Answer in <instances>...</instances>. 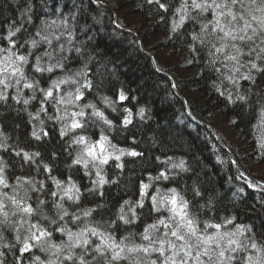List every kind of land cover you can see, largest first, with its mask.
Returning a JSON list of instances; mask_svg holds the SVG:
<instances>
[{"label": "trees", "instance_id": "1", "mask_svg": "<svg viewBox=\"0 0 264 264\" xmlns=\"http://www.w3.org/2000/svg\"><path fill=\"white\" fill-rule=\"evenodd\" d=\"M162 2L168 5L167 12L159 10L156 4H149L148 0H117V7L112 10L94 4L92 0H0V36L7 34L9 26L23 24L22 32L15 38L18 45L34 35L43 26L42 21L68 19L74 32V46L80 47L81 52H55L52 62L61 55L67 57L62 61L64 69L53 73H34L30 65L35 62V55H41L44 50L52 51L48 45H43L34 50L25 71L45 89L52 80L85 72L86 77H76L80 83L85 78L92 82L91 88L84 89L83 103L95 104L112 121L109 127L90 117L91 109H85V127L61 137L59 131L64 121L49 120L48 116L62 114L66 106H57L50 101L44 104L47 114L40 113L43 128L49 135L37 141L31 132L33 126H40L39 120H31L28 113L35 115L39 111L42 102L40 91L37 90V98L31 100L25 111L22 103L11 99L16 94V88L6 90L9 98L6 102H0V132L3 133L0 139L6 137L5 143L9 147L7 151L0 149V158L8 165L6 175L9 187L0 188V193L13 195L12 186L17 184V177L31 179L37 187L40 181H44L43 191L29 192V203L35 208L38 200L43 199L45 204L36 214L22 220L19 213L12 215L13 206L4 197L5 210L9 212L11 223L0 224V261L3 264H47L50 259H57V264H73L71 260H64L63 256L57 258L50 251H42L40 246L22 253V242L28 235L29 224H39L51 232V242L55 244L67 241L66 235L56 231L64 225L72 231L85 226L95 227L118 240L127 237L130 243H146L139 235L144 227L169 215L164 210L159 213L152 211L150 197L144 199L143 208L136 209L139 218L133 224L117 222L113 225L111 222L116 219L124 200L135 203L140 199V183H150L149 177L158 176L161 171H165L169 179L152 181L150 193L155 194L156 189L165 193L175 188L189 202L190 211L201 221V227L204 221L223 223L225 218L235 217L233 224L225 225L224 230H234L235 225L247 226L251 232L245 235L264 245V189L249 187L248 181L240 177L243 172L264 184V177L250 173L253 168H264V149L259 147L264 127H260L261 104L257 95L264 92V76H257L254 86L240 81L242 93L252 88L248 93V104L229 103L228 94L232 93L235 97L236 93L233 85L224 79L227 70L219 62L214 66L210 64L207 47L196 44L199 51L189 49L192 31L198 32L200 23L211 20V12L205 13L198 21L187 22L186 27L173 33L171 21L181 0ZM29 6L32 8L31 23L24 14ZM131 25L147 28L141 36H137L139 43L127 30ZM54 44L59 47L56 41ZM0 47L7 48L8 42L0 40ZM71 47L66 45V48ZM19 51L27 54L26 47ZM215 67H221V72H216ZM75 87L62 85V92L58 95L74 92ZM121 92L126 96L123 101L119 99ZM31 95L30 90L24 89V98ZM125 109L132 113V123L127 126L122 124L128 114ZM140 109H144L143 118L139 115ZM67 110L79 111V108L67 106ZM216 118L229 130L231 142L220 138L222 145L217 144L205 127L207 125L216 132L213 128ZM81 134L92 141L98 140L101 134L106 135L116 149L134 150L141 155L122 157L120 162L124 164L123 169L116 168L118 162L110 160L108 165L103 166L104 174L115 183L90 192L88 189L93 187L91 180L96 179L95 169L90 166L91 175L87 176L83 166L72 165V160L78 154V146L71 141ZM19 149L30 153L40 152L41 155L32 163L25 162L14 154ZM231 158L237 166L231 162ZM180 161L184 162V170L172 167L173 163ZM45 163L49 165L50 173L42 171ZM50 176L64 181L71 178L81 190V199L72 203L66 199L60 201L59 193L52 196L51 193L57 189ZM197 192L200 195H196ZM57 202H62L69 211L70 215L64 220L58 219ZM86 209H94L87 218L81 215ZM72 215L81 219L73 222ZM52 220H56V223L53 224ZM21 223L23 227L18 233L16 226ZM209 233H212V229ZM18 234L21 238L19 242ZM91 240L93 243L86 253L79 248L74 252L76 255L84 254L89 264H104V259L99 256L93 259L91 249L99 240L97 237H91ZM249 254L255 253L249 250L236 254L238 259L234 264H239V258ZM106 255L110 259V253ZM36 257H39V261ZM152 258L156 259L157 254H153ZM76 264L79 262L76 261ZM115 264H130V261L121 260Z\"/></svg>", "mask_w": 264, "mask_h": 264}, {"label": "snow or ice", "instance_id": "2", "mask_svg": "<svg viewBox=\"0 0 264 264\" xmlns=\"http://www.w3.org/2000/svg\"><path fill=\"white\" fill-rule=\"evenodd\" d=\"M228 2L229 0H181L179 7L173 13L171 31L173 33L178 32L187 26V22L198 21L205 13L211 12L212 19L200 23L198 32L192 31V43L189 44V49L193 52L199 51L196 44L208 48V55L211 57L210 64L214 66L219 62L222 68L227 70L224 79L232 84L235 89V97L232 93H229L227 96L228 102H239L243 106L249 103L248 93L252 91V88L249 87L246 92L242 93L240 81L254 86L257 76H264V17L257 19L253 15L251 21L245 20L243 16L237 19L234 10L228 8ZM148 3L158 5L159 10L164 12L169 10L168 5L162 0H148ZM232 3L235 4L236 0H232ZM31 12L32 8L29 6L24 13L28 16V23L32 22ZM41 23L43 26L19 45L15 38L22 32L23 24L9 26L7 34L0 36V40L8 42L7 48L0 47V102L8 100L9 94L6 90L9 87H14L16 88V94L11 99L16 103H22L26 111L31 100L37 98V90L40 91L42 102L39 111L35 115L31 112L28 113L31 120H39L40 126H33L31 132V136L37 141L49 135L43 128L44 121L40 120V113L47 114L44 104L50 101H54L57 106H66L62 114L55 117L48 116L49 120L64 121L63 127L59 131L61 137H67L69 133L85 127V109H91L90 117H94L111 127L112 121L95 104L83 103L84 89L91 88L92 82L85 78L84 82L80 83L76 77H86L85 72H76L74 75H66L57 80H52L46 89L40 87L38 80H34L27 75L25 66L29 65L34 50L43 45H48L52 51L44 50L41 55H35V62L30 65L34 73L44 74L53 73L58 69L63 70L65 65L62 61L66 60L67 57L61 55L60 58L55 59V62H52L55 58V52L61 54L64 51L81 52L80 47L74 46V32L67 18L50 22L42 21ZM57 32H59L58 35ZM61 40H63L62 43H60ZM257 40H259V43H257ZM54 41L59 43L58 48ZM66 45H72V47L66 48ZM25 47L27 48V54H21L19 49ZM45 58L47 59L45 60ZM214 70L220 73L221 67H215ZM68 84L76 85L74 92L68 91L66 95H58L62 92L61 86ZM24 89L30 90L32 95L24 98ZM217 91H220L219 86H217ZM220 94L224 95L223 92H220ZM257 95L260 97L259 102L261 104L259 111L260 127H264V92H258ZM119 99L121 101L126 99L123 92L120 93ZM107 102V99H105L106 104ZM67 106L79 108V111L69 112ZM60 111V108L57 107V112L60 113ZM125 112L128 114L123 118L122 124L127 126L132 123V113L128 109H125ZM139 115L143 118L144 109H140ZM232 123H235V121ZM0 137H3L2 132H0ZM6 139V137L0 139V149L5 151L9 147L5 143ZM71 143L78 146V154L72 160V165L83 166L87 176L91 175L90 166L91 169H95L96 179L91 180L93 187L88 189L90 192H94L106 184L115 183V181L107 179L104 174L103 166L108 165L110 160L117 161L115 167L123 169L124 164L120 162L122 157L125 155L131 157L141 155V153L134 150L125 151L120 149L119 154H116L115 151L110 152L109 147L115 150V145H111L108 137L103 134L95 141L82 134L76 135ZM259 147L264 149V135L261 137ZM14 154L29 163L34 162L41 155L40 152L30 153L23 149L16 150ZM7 167V163L0 158V188L4 189L9 187L6 175ZM172 167L184 170V162L173 163ZM42 171L45 173L51 172L47 163L43 164ZM240 177L247 180L243 172ZM49 178L57 189L56 192L51 193L52 196L55 197L59 193L60 201L66 199L72 203H76L81 199V190L71 178L67 181L57 179L54 176ZM161 179H169L165 171H161L158 176H150V183L141 182L139 185L140 199L135 203L124 200L119 207L116 219L111 222L113 225L117 222L124 225L133 224L139 218L136 209L143 208L144 199L150 197L152 211L159 213L164 210L169 215L166 218H159L154 223L144 227L143 232L139 235L141 240L146 243H130L127 237L118 240L112 234H106L95 227L85 226L78 231H72L67 225H64L57 228L56 231L66 235L67 241L55 244L51 242V232L39 224H29L28 235L23 239L21 252L40 246L42 251H50L52 256L57 258L63 256L64 260H71L73 264H76V261L79 264H89L85 255H76L74 249L79 248L86 253L93 243L91 237H97L99 243L91 249L94 253L93 259L99 256L104 259V264H115V262L121 260H129L130 264H234L238 259L236 254L248 252L249 250L255 254L240 257L239 264H264V245L259 244L255 238L245 235L247 232H251V228L244 225H235L234 230H224L225 225L233 224L235 217L225 218L223 223L204 221L201 227V221L190 211L189 202L175 188H170L165 193H162L160 189H156L155 194L149 192L151 182ZM16 180L17 184L12 186L13 195L0 193V217H3L0 224L11 223L9 212L5 210L4 197L13 206L12 215L19 213L22 220L24 217H31L36 214L41 206L45 204L43 199L38 200L35 208L29 203L31 199L29 192L43 191L44 181H40L37 187L36 182L31 179L17 177ZM248 186L264 189V185L254 181H248ZM239 191H243V189ZM196 195H200V193L197 192ZM125 206H127V209ZM55 208L59 220H64L65 217L70 215L62 202L55 203ZM93 211L94 209H86L82 212V216L85 218L90 217ZM43 218L47 219V217ZM80 219V216H71L73 222ZM23 222L27 223L26 220ZM52 223L55 224L56 220H52ZM16 227L19 233L23 223L18 224ZM210 229L215 231L209 233ZM20 239L18 234L17 241L19 242ZM65 250H67L66 254ZM109 253L110 259L106 255ZM153 254H157L156 259L152 258ZM35 259L39 261V257ZM0 264H3V262L0 261ZM40 264H43V262H40ZM47 264H57V259H50Z\"/></svg>", "mask_w": 264, "mask_h": 264}, {"label": "clouds", "instance_id": "3", "mask_svg": "<svg viewBox=\"0 0 264 264\" xmlns=\"http://www.w3.org/2000/svg\"><path fill=\"white\" fill-rule=\"evenodd\" d=\"M228 8L234 10L237 19L243 16L245 20L251 21L253 15L257 19L264 17V10H262L264 9V0H236L235 4L232 3V0H229Z\"/></svg>", "mask_w": 264, "mask_h": 264}, {"label": "rangeland", "instance_id": "4", "mask_svg": "<svg viewBox=\"0 0 264 264\" xmlns=\"http://www.w3.org/2000/svg\"><path fill=\"white\" fill-rule=\"evenodd\" d=\"M104 2V1H103ZM113 4L112 5H109V7L111 9H115L117 7V0H112ZM105 3H106V0H105ZM107 4V3H106ZM137 25H131L130 28H133L135 30H139L141 33L144 32V30L146 28H139L138 26V29H136ZM153 54V53H151ZM213 128L215 129L216 132H214L212 129L211 132L213 133V135L218 139V140H226L227 142H231L232 140V135H230L229 133V130L227 129V127L224 125V123L219 120L218 118H216L215 120H213ZM221 138V139H220ZM119 150L120 149H112L111 147H109V151H115L116 154H119ZM250 173L251 174H257L258 177H264V168H253L250 170ZM251 177V176H250ZM253 178V176L251 177ZM255 181L259 182V183H262L260 182L259 180H256L255 178H253ZM263 184V183H262ZM264 185V184H263ZM215 230L212 229V232H214Z\"/></svg>", "mask_w": 264, "mask_h": 264}, {"label": "water", "instance_id": "5", "mask_svg": "<svg viewBox=\"0 0 264 264\" xmlns=\"http://www.w3.org/2000/svg\"><path fill=\"white\" fill-rule=\"evenodd\" d=\"M92 2L94 3V4H97V5H100V6H103V7H105V8H108V9H110V10H112L110 7H109V5L108 4H106L105 2H101V1H94V0H92ZM130 33H134L131 29H129L128 30ZM133 36L136 38V41L139 43V40H138V38H137V36L135 35V34H133ZM152 63H153V61H152ZM184 105H185V108H186V104H185V102H184ZM186 113H187V115L189 116V112H188V110L186 109ZM205 125V124H204ZM205 127L209 130V132H210V134L213 136V138H214V140L216 141V143L217 144H220V145H222L221 143H220V141L212 134V132L210 131V129H209V127L207 126V125H205ZM223 149L228 153V151L226 150V148H224V146H223ZM232 162V161H231ZM233 164H235L236 166H237V164L235 163V162H232ZM245 177H247V180H249V181H254V182H257V181H255L253 178H251V177H249V176H247V175H245ZM258 183V182H257ZM262 185V184H261Z\"/></svg>", "mask_w": 264, "mask_h": 264}, {"label": "bare ground", "instance_id": "6", "mask_svg": "<svg viewBox=\"0 0 264 264\" xmlns=\"http://www.w3.org/2000/svg\"><path fill=\"white\" fill-rule=\"evenodd\" d=\"M105 2V0H102L101 2ZM106 3L108 4V5H112L113 4V2H112V0H106ZM115 26V25H114ZM139 28H140V26L139 25H137ZM137 26H135L136 27V29H138V27ZM116 27V26H115ZM129 29H131L134 33L133 34H135L136 36H141L145 31H146V29L144 30V32H140L139 30H135V29H133V28H128L127 30H129ZM132 34V35H133ZM232 159V158H231ZM232 162H235L233 159L231 160ZM247 181H249V180H247ZM259 183V182H258ZM259 184H262V183H259ZM263 185V184H262Z\"/></svg>", "mask_w": 264, "mask_h": 264}]
</instances>
